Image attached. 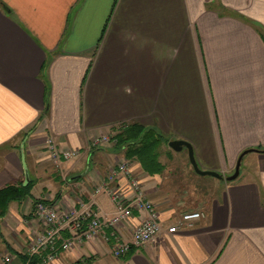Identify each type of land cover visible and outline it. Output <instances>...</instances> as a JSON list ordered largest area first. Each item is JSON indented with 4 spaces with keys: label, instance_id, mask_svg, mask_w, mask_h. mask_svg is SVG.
<instances>
[{
    "label": "crops",
    "instance_id": "crops-1",
    "mask_svg": "<svg viewBox=\"0 0 264 264\" xmlns=\"http://www.w3.org/2000/svg\"><path fill=\"white\" fill-rule=\"evenodd\" d=\"M135 123L191 142L200 167L223 175L194 226L169 232L184 212L168 145L157 172L94 145ZM50 137L78 156L55 164ZM123 160L160 212L158 239L115 257L105 227L40 264H264V0H0V191L34 183L0 219V264L25 259L37 199L112 215L95 190Z\"/></svg>",
    "mask_w": 264,
    "mask_h": 264
},
{
    "label": "built area",
    "instance_id": "built-area-1",
    "mask_svg": "<svg viewBox=\"0 0 264 264\" xmlns=\"http://www.w3.org/2000/svg\"><path fill=\"white\" fill-rule=\"evenodd\" d=\"M111 139L99 137L93 143L101 145ZM48 143L51 157L57 164L79 153L72 150L62 153L52 140ZM104 192L110 196L115 207L109 217L103 216L93 205L80 210L71 206L58 207L45 201L36 202L34 215L38 225L28 235L25 259L16 261L15 256L7 252L3 263L31 264V258L39 254H45L46 263H52L60 250L71 251L78 245L97 240L105 227L111 228L113 235L118 237L112 247L115 257H121L133 247H144L158 239L163 228L160 212L147 197L143 183L134 175L127 160L111 167L106 180L95 190V194ZM135 211L140 213L139 222L132 228L131 239H122L119 227L133 218ZM204 216L203 211L182 213L178 222L169 227V232L176 233L180 229L192 227Z\"/></svg>",
    "mask_w": 264,
    "mask_h": 264
},
{
    "label": "trees",
    "instance_id": "trees-1",
    "mask_svg": "<svg viewBox=\"0 0 264 264\" xmlns=\"http://www.w3.org/2000/svg\"><path fill=\"white\" fill-rule=\"evenodd\" d=\"M115 137L119 146L127 148V157L137 158L145 170L150 172L162 170L157 145L162 141L163 135L156 129L135 123L118 132ZM31 186V183L18 187L9 186L0 191V219L4 217L10 202L23 201L29 195ZM38 201L45 200L37 199L34 204ZM36 256L31 258V264H40Z\"/></svg>",
    "mask_w": 264,
    "mask_h": 264
},
{
    "label": "rangeland",
    "instance_id": "rangeland-1",
    "mask_svg": "<svg viewBox=\"0 0 264 264\" xmlns=\"http://www.w3.org/2000/svg\"><path fill=\"white\" fill-rule=\"evenodd\" d=\"M117 134L118 133L116 132V135ZM106 137H109V139H111V138H114V139H111L107 142H104L103 144H110L116 148H120L121 151H124L126 153L127 148L121 147L118 145V141H117V138L115 137V135H114V137H110V136H106ZM50 140H52L56 145H58V144L53 137H50L47 140L46 147L48 150V154H49L51 160L54 162V160L52 159L51 154L49 152V148H48L49 144H50L48 142ZM171 141H173V140H171L170 138H167L166 136L163 135L162 141L158 142L157 152L159 155L164 154V152L167 153L168 149H167V147L165 148V145L169 146L168 148H169L170 154H171L169 163L173 164V167H172L173 169H176L175 172L173 173V176H176L174 179L176 181V184L178 185L177 187H178L179 191L181 190L180 194L177 195V197L178 196L180 197L179 206L182 207V212H184V213L187 211H202V209L200 207L201 203L199 204V202H201V200L203 201V198H202L203 195H205V197H207V195H209L210 192H212L216 188V187H214L215 184L213 182L215 180V178L213 176H203L204 178L201 177V175H199L194 170L193 166L191 165V162L189 161L190 158L188 156V149L186 147H184L183 148L184 150L183 149H182L183 151L181 150L182 152H178L170 146L169 143ZM58 148H59V146H58ZM61 151H63V150H61ZM67 151H69V150H67ZM72 151L77 152L79 150H72ZM64 152H66V151H63L62 153H64ZM181 155H183V156H181ZM77 156H74L72 158H75ZM72 158H70V159H72ZM63 160L58 165H60L63 162ZM185 162L188 164V169H190V171L188 173H187V171H185V167H186V166H184ZM55 164H57V163H55ZM67 177L68 176H66V179H67ZM205 197H204V199H205ZM66 205H68V204H66Z\"/></svg>",
    "mask_w": 264,
    "mask_h": 264
},
{
    "label": "water",
    "instance_id": "water-1",
    "mask_svg": "<svg viewBox=\"0 0 264 264\" xmlns=\"http://www.w3.org/2000/svg\"><path fill=\"white\" fill-rule=\"evenodd\" d=\"M170 146L175 149L176 151H181L184 147H186L188 149V153H189V158H190V162L194 168V170L199 174V175H202V176H213V177H217V178H220V179H223V175H221L219 172L217 171H213V170H203L197 159H196V156H195V152H194V148H193V145L186 141V140H173L171 141L170 143ZM249 151L251 150H247V151H244L241 155H240V158L238 160V163H237V166H236V170H235V173L229 177H227L228 180H234L236 179L239 174H240V168H241V163H242V159L243 157L245 156V154H247ZM259 151V150H258Z\"/></svg>",
    "mask_w": 264,
    "mask_h": 264
}]
</instances>
